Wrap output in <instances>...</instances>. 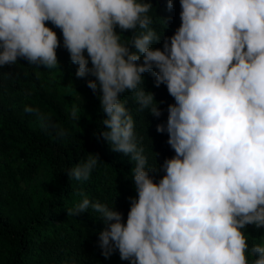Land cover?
Returning <instances> with one entry per match:
<instances>
[{"label": "clouds", "instance_id": "9594fccd", "mask_svg": "<svg viewBox=\"0 0 264 264\" xmlns=\"http://www.w3.org/2000/svg\"><path fill=\"white\" fill-rule=\"evenodd\" d=\"M180 7V25L161 50L152 47L161 34L151 0H0V66L19 57L57 66L51 22L76 77H94L87 86L105 114L100 135L134 162L137 194L126 221L114 203L87 196L68 210H91L103 222L106 259L118 251L128 264H264V244L249 248L243 231L264 228V0H180ZM146 72L174 99L156 131L167 133L175 155L159 166L149 163L122 99L130 92L137 111L162 115L143 86ZM100 161L90 153L67 175L87 181Z\"/></svg>", "mask_w": 264, "mask_h": 264}, {"label": "trees", "instance_id": "16d2710c", "mask_svg": "<svg viewBox=\"0 0 264 264\" xmlns=\"http://www.w3.org/2000/svg\"><path fill=\"white\" fill-rule=\"evenodd\" d=\"M172 2L174 7L168 9L167 0H151L153 27L161 34V40L152 44L154 48L162 50L164 39L180 25V0ZM45 23L60 41L57 66L29 64L24 57L16 64L0 66V264H106L99 246L103 222L91 210L72 215L68 210L87 196L108 205L114 203L126 221L129 197L137 195L130 171L134 162L113 151L100 135L105 114L97 95L87 86V80L94 77H76L78 65L63 47L61 30ZM129 36L131 31L124 30L122 40ZM143 76V86L154 94L162 115L155 117L147 109L137 111L130 92L122 99L149 163L159 166L175 155L167 143V133L156 131L158 123H166L167 105L174 99L164 84L154 85L150 72ZM26 107L35 111L26 112ZM73 111L79 119L72 116ZM35 122L40 126H33ZM13 152L17 155L11 159ZM90 153L101 160L90 179L69 177L66 169ZM45 171L49 176H44ZM162 175L161 171L155 178ZM40 178L46 179L43 187L38 183ZM243 231L249 248L264 244V228L250 224Z\"/></svg>", "mask_w": 264, "mask_h": 264}, {"label": "rangeland", "instance_id": "374dc122", "mask_svg": "<svg viewBox=\"0 0 264 264\" xmlns=\"http://www.w3.org/2000/svg\"><path fill=\"white\" fill-rule=\"evenodd\" d=\"M78 124H79V121H78ZM33 126H40V123H38V122H35V123H33ZM16 153H12V154H10L9 155V158H11V159H14L15 157H16ZM44 176H49V173H48V171H45L44 172ZM38 183H39V185L40 186H44L45 185V183H46V179H44V178H40L39 180H38ZM42 187H40V188H42ZM130 197H136V196H130ZM250 224H248V225H246L245 227H248ZM105 258V257H104ZM105 262H106V264H128V261L127 260H121L120 259V257H119V255L118 254H116V253H113L109 258H105Z\"/></svg>", "mask_w": 264, "mask_h": 264}]
</instances>
